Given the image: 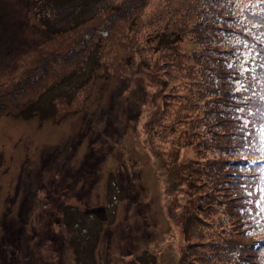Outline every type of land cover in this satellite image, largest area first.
<instances>
[{
  "label": "rangeland",
  "instance_id": "rangeland-1",
  "mask_svg": "<svg viewBox=\"0 0 264 264\" xmlns=\"http://www.w3.org/2000/svg\"><path fill=\"white\" fill-rule=\"evenodd\" d=\"M250 7L264 17V0H0V264H264V213L239 193L246 173L260 198L264 173L204 185L211 162L258 161L225 151L205 93L219 64L259 56L231 20ZM25 180L46 190L24 235L4 217Z\"/></svg>",
  "mask_w": 264,
  "mask_h": 264
},
{
  "label": "trees",
  "instance_id": "trees-1",
  "mask_svg": "<svg viewBox=\"0 0 264 264\" xmlns=\"http://www.w3.org/2000/svg\"><path fill=\"white\" fill-rule=\"evenodd\" d=\"M247 11L249 12V14L247 13V17L236 15L237 19L231 20L233 21L234 27H238L239 30L244 32L242 36H244L246 39L249 38V43L252 46L260 48V52L258 53L259 56H257L256 58L250 56L249 61H247V63L245 64L244 62H241L238 58L239 54H235L232 57L231 65L229 63L224 62H222L221 65L219 64L217 70V72L219 71V73L216 74V72L213 71L210 74L209 82L206 85L205 93H207L209 97L223 99V101H214L212 99L214 101L212 102V112L211 108L209 109V114L212 118V125L209 127L215 129L217 128V133H222V137L227 139L228 146L225 147V151L239 153L243 152V157L249 158L255 156L258 161L255 162L254 159L246 161L243 160L245 159L243 158L242 160L236 162L233 160L228 162L221 161L220 163H217L216 161H214L213 163L211 162V165L206 168L207 170H209V174L207 175L208 177H210V179L206 183H204V185H209L208 187L211 193H213L212 185L214 186V188H216L217 185L225 183V181L229 183V176L232 175V173H229V169L231 168V166L236 167L243 165L244 169L253 172V177H256V175L258 174L256 177L257 181H259L258 178L261 177L264 173V137L261 136L262 125H264V17L260 14H255L254 12H252V7H250ZM247 33L248 35L246 36ZM225 53L229 52L225 50ZM249 65H252V67L255 65L254 68L251 69L254 75L250 78H248V72H241V70L249 69ZM240 78L244 79V83H242L245 89L241 91L242 93H238L236 88V84L237 82H240ZM217 80L218 83L215 82ZM221 83L223 84L221 85ZM246 84L248 85L245 86ZM104 119L105 118L102 116V120ZM229 139H231L232 142L229 143ZM74 146H76V143ZM219 150L223 151L221 149ZM52 166L53 163L50 162L49 169H51ZM84 167L85 165H82L81 170L75 173L71 171L67 181H70V178L72 181L70 184L73 185L67 188V192L72 191L73 188L76 187L79 182L83 184H88L87 181H89L90 179H84L83 176L90 177L88 176V174H91L92 171H86ZM255 167L258 170L257 172ZM45 171L42 170V173H48L47 170ZM204 173H206V170ZM63 176H65L64 172ZM242 177L249 179L241 183L243 187L242 191H239V193L243 197H240V199L245 198L246 202H249V205L246 204V206L248 207L249 211L252 210L254 213L252 214V219H254L256 222H259L258 220H260L261 213H259V209L255 205L258 201L260 202V198L255 196L258 195V190L253 187L254 185H256V182L252 183L253 188L248 190L247 188L251 184L250 181H252L250 177L252 176L245 173L242 175ZM217 178H221L224 181L219 180ZM30 180L33 181L31 178ZM24 182H18L21 184H18L17 186V192H19V194L21 193L22 196L24 195L23 187H25L26 189V194L23 197L19 195V197H22V199L17 202L19 203L20 213L18 211V215L17 213L6 214V216L4 217V222L7 223L8 221H12L14 224L16 221H18L19 232H23L25 235L26 229L29 228L30 230V227L33 229V231L36 232L35 223H39V220H41L40 215H38L36 212L37 209H39L40 207V202L37 201L36 198L39 197V191L40 193L44 192L46 188L43 186L37 187L35 185L34 190H29V188L26 187V185L29 184L28 181L25 180ZM21 186L23 187L21 188ZM89 188H92V183L90 184ZM233 191L236 192L235 189H233ZM249 193H251V195H249ZM260 194L261 196L264 195V193L261 192V188ZM53 196L54 198L44 201L45 204L43 206H47L49 204L48 201H54V206L56 207L55 203H57L63 195L58 193L53 194ZM261 203L264 204L263 201ZM15 206L16 205H14L13 208ZM249 211L247 210L246 213L234 216V218L237 222L239 221V219L242 223L246 222L244 226H246L247 224L249 225V223H251L250 218L248 217ZM201 213L202 217L197 212L195 213V210L189 212V215L187 217L188 220L186 223L188 230H190V227L193 226L196 222H201L202 225H204V220L206 221L207 218L204 217L203 211H201ZM36 217L37 219H35ZM61 223L62 227H64V222ZM41 225H39V227H42ZM187 233H189V231ZM52 241L54 242L55 238ZM228 245L229 244L226 243L227 247ZM38 246V239L30 238L29 248L33 250L36 249ZM190 248L191 247H189V249ZM230 251H238V254L241 253L240 248H237L236 245L234 249ZM182 264H192V262L187 263V259L185 256V258H183ZM194 264H197V261H195Z\"/></svg>",
  "mask_w": 264,
  "mask_h": 264
},
{
  "label": "snow or ice",
  "instance_id": "snow-or-ice-1",
  "mask_svg": "<svg viewBox=\"0 0 264 264\" xmlns=\"http://www.w3.org/2000/svg\"><path fill=\"white\" fill-rule=\"evenodd\" d=\"M261 136L264 137V125H262ZM261 192L264 193V189H261ZM249 195H251V193H249ZM260 201H264V195L260 197ZM257 208L259 209V213H264V204L258 201Z\"/></svg>",
  "mask_w": 264,
  "mask_h": 264
}]
</instances>
